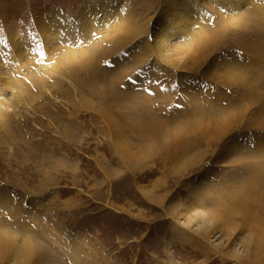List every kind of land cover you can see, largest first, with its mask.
I'll return each mask as SVG.
<instances>
[{
    "label": "rangeland",
    "instance_id": "rangeland-1",
    "mask_svg": "<svg viewBox=\"0 0 264 264\" xmlns=\"http://www.w3.org/2000/svg\"><path fill=\"white\" fill-rule=\"evenodd\" d=\"M161 13L188 26L186 39L172 37L188 47L159 64L144 50L143 31ZM81 22L89 28L85 35L77 28ZM43 26L51 32L56 27L66 42L49 47ZM120 28L130 31L127 42L119 31L112 34ZM8 31H15L14 43L30 45L29 70H18L13 79L39 98L32 107L16 99L11 126L19 123L21 133L0 125V218L14 217L65 264H75L74 254L84 264H236L176 218L194 207L217 211L222 222L214 239L224 249L230 238L255 232V223L264 228V202H252L259 200L258 190L235 163L259 153L264 142L258 107L264 95L246 107L247 94L235 86L236 69L248 68L254 48L264 46V0H242L234 8L218 0H0L2 65L11 51ZM92 39L101 40L105 54L77 75L52 79L62 89L75 87L80 96L74 105L70 92L54 93L53 82L38 88L27 79L77 48L87 56L84 47ZM118 67L127 77L117 85L119 93L103 100L104 84L92 78ZM37 105L50 113L36 112ZM58 111L66 132L54 120ZM74 116L77 128L69 122Z\"/></svg>",
    "mask_w": 264,
    "mask_h": 264
},
{
    "label": "bare ground",
    "instance_id": "bare-ground-1",
    "mask_svg": "<svg viewBox=\"0 0 264 264\" xmlns=\"http://www.w3.org/2000/svg\"><path fill=\"white\" fill-rule=\"evenodd\" d=\"M218 2H221V3L224 2L228 7L234 8L236 5L240 4L242 0H218ZM257 10L258 8L251 7V11H253V14L257 15L256 12L259 11ZM128 19L127 18L124 19V23L127 24ZM80 24L81 25L77 27L78 31L82 32L83 34L85 33L84 31L86 32L89 31V28L85 27L83 22H81ZM146 25H147V28L143 32L146 34L145 40H147V41L145 40L144 41L146 42V44L148 43V45L144 47V50L146 51L147 54L148 53L153 54L156 61L159 62V64H160V61L166 62V59L168 58L167 56L171 55L170 53L177 52L178 54H181L182 48L188 47L187 42L184 41L181 43L180 40L179 42H175L172 39V37L174 36L177 37V39H183V38L186 39V32L188 31L186 29L188 26L182 23L178 24L176 21H174L173 18L168 17L165 13H161L159 14V16L157 15L156 17H153L152 19L150 18ZM44 29H45V26H43V28L42 27L39 28V30H43V31H40V33L43 34V38H44L43 41H45V44H47L49 47H51L52 45L58 44V43L66 42L65 38L63 39L62 36H60V32L57 31L56 27H55L54 32H51L48 28L47 30L46 29L44 30ZM123 29L121 28L115 29V31H112V34H115L116 31H119L121 38L123 37L122 39H124V36H125L126 37L125 41L127 42L128 41L127 38L128 36H130L131 33L130 31H128V29L126 30L125 28ZM138 30H136L137 35L140 34V29ZM14 32L15 31H13V34ZM13 34L10 31L7 32V36H8L7 40H9L11 44L10 45L11 51L8 53L7 60H5L6 62L3 65L0 64V106H1L0 125L1 127H4V130H6V128L8 129L9 127L12 128L14 131L13 132L11 131V134L17 135L21 133L23 129L21 128L19 123H18L19 125L18 127H16L17 125L14 126L15 128L11 126L12 117H13V114L16 113L15 112L16 106L18 105L17 104L18 102L16 99H18L19 101L21 100L25 102L27 106L32 107L31 104L36 102L39 97L38 95H35L33 91L31 92V88L29 87L30 85L27 86L21 83L16 77L15 79H13L14 76H16L15 74L18 70H21L22 68L29 70L28 64L30 62V58L28 59V57L30 56L26 55L25 53L27 52L26 51L27 48H30L29 47L30 45L28 44L29 41H25V39L23 40L21 39L20 43L18 42L16 44L13 42L15 41ZM101 47H102L101 40L97 41V40L92 39L89 45L84 47V48H87V51H88V53H86L87 56L84 55L79 48H77L75 50L76 53L68 52L64 55L63 58L59 57L57 60L56 67L50 68V67L40 66L38 69H40L42 73H40L39 71L36 73V70H35L31 72L30 77L28 78L26 77V78L30 79L31 82H33L34 85L38 88H44V86H46L47 83L50 84V82H53L54 84L51 83L50 87L54 89V93L55 94L65 93L68 95L70 92V96H71L70 100H73L72 103L74 105L76 102L77 96H80L78 94V91H75V87H73L72 92L71 90L69 91V88L62 89L61 85H59V83H56L55 81H52V79L54 78L62 79L63 77L64 78L69 77L70 73L72 72L74 75H77L76 72L82 66L84 69H87L93 57L97 58L99 55L105 54L102 52L103 49H100ZM48 50L50 51H47V54H45V58L47 59H49V57H51L52 52L57 49L55 48V49H48ZM184 51H187V50H184ZM108 53L110 55L113 54V49L110 48L108 50ZM253 53L254 54L251 56L252 60L250 61L251 64L249 65L248 68L240 67L236 69L238 70L237 73H239L240 83L235 86L239 85L243 93L245 92L247 94L246 99L248 100H247V103L245 102V104L247 105L246 107H248L249 105L252 106L256 102L260 101L264 95V46L263 48H261V45L259 47L258 46L255 47ZM106 56H109V55L106 54ZM103 57L104 56L102 55V58ZM83 61L85 63H83ZM166 67H167L166 69L173 70L168 65ZM123 68L118 67L117 70H113V71L108 70V72H104V75H99L94 72L95 76L92 78L93 79L92 83L98 84L102 82L104 84L103 90L108 94L107 95L108 97H104L103 100H107L111 96L113 98V95H115L118 92L117 85L120 84V82H123V79L127 77V75H125L123 71ZM30 80L28 82H30ZM73 80H74V83L77 84V86L79 87L80 85L83 86L82 81L76 78V76ZM89 93L92 95L97 94L96 91L93 89H90ZM98 95L100 96V94ZM258 107H259L260 114L264 116V101L263 102L261 101ZM42 109L44 110L41 112ZM34 110L36 112L39 111L40 113H42L43 116H46L45 114H48V112L50 113V109L45 108L44 105H37L36 107H34ZM59 111L58 113H53V116H54V120L60 119L59 124L62 125V119L64 118L60 116L61 114L59 115L60 113ZM108 112L109 111H105V115H106L105 117H107V119H109ZM204 117L205 119H208L214 116L209 117L208 115L207 116L204 115ZM13 118H16V117H13ZM72 118L73 119L71 120L68 119V120L73 126H75V128H77V126H79V124L76 122L78 117L74 116ZM142 123L144 125H148L147 121H143ZM23 127L24 129L26 128L25 125H23ZM68 128H69L68 124H65V125H62L61 129L65 130L66 132ZM29 131L30 130L26 132H29ZM6 134H8V131H6ZM11 134L8 135L7 139L13 138V135ZM1 144H3V142L0 141V146ZM160 144H161L160 146L162 147V149L163 147L164 148L168 147L166 146L165 143H160ZM175 145L177 148H179L182 145L181 141H178V143H176ZM258 149L260 151L259 153L249 155L246 158L245 156H243L239 160L235 161L236 164H239V167L242 170V172L251 181L252 186L253 187L255 186V188L258 190V195L260 196L259 200L258 201L252 200V202H264V199L262 198V196H264V142L259 145ZM48 157L49 156H47V158ZM256 205L257 207L255 208H258V209L261 208V206H258L257 203ZM212 212L206 213V211L200 210L194 207L193 209H188V211L187 212L185 211L182 215L180 214L177 215V218L176 217L175 218L178 221V223H180L181 226L185 230H188L189 232L193 227H195L194 235L197 236L199 242L206 245L210 249L215 250V252L218 253L221 257H225V256L232 257L235 260L234 262L236 264H264V230H263L264 228L263 226L255 223L256 224V227L254 229L255 232L251 231L248 233V235L245 234L244 236H241V238L235 239V240L230 238L226 244L228 249H224V245H223L224 242L221 240L216 243L217 239H214L216 235V232L214 231L219 228L218 222H222V220H219L221 219L220 218L221 216L219 215L217 211H212ZM22 227L23 226L21 225V223L12 216H11V219L9 220H3L2 218H0V264H65V262L63 263L61 261L62 257L55 255L47 246H45L42 242H40L31 233H28L27 231L23 230ZM218 239H219V236H218ZM70 258L74 261L75 264H84L82 260L79 258V256H77L76 254L72 255Z\"/></svg>",
    "mask_w": 264,
    "mask_h": 264
}]
</instances>
